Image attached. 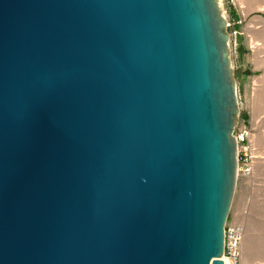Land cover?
Returning <instances> with one entry per match:
<instances>
[{
    "label": "water",
    "instance_id": "95a60500",
    "mask_svg": "<svg viewBox=\"0 0 264 264\" xmlns=\"http://www.w3.org/2000/svg\"><path fill=\"white\" fill-rule=\"evenodd\" d=\"M217 0H0V264H223L236 92Z\"/></svg>",
    "mask_w": 264,
    "mask_h": 264
},
{
    "label": "rangeland",
    "instance_id": "374dc122",
    "mask_svg": "<svg viewBox=\"0 0 264 264\" xmlns=\"http://www.w3.org/2000/svg\"><path fill=\"white\" fill-rule=\"evenodd\" d=\"M217 1L226 22L230 74L236 92L233 135L249 131L254 156L251 177L236 178L228 220L243 228L240 264H264V0H249L247 4L245 0ZM254 19L260 22L254 36L260 40V59L257 43L247 30ZM233 30L239 34L233 36ZM259 81L260 98L256 95ZM255 118L260 120L258 128L254 127Z\"/></svg>",
    "mask_w": 264,
    "mask_h": 264
},
{
    "label": "built area",
    "instance_id": "2783aa9c",
    "mask_svg": "<svg viewBox=\"0 0 264 264\" xmlns=\"http://www.w3.org/2000/svg\"><path fill=\"white\" fill-rule=\"evenodd\" d=\"M238 34L237 30L232 31L233 36ZM249 136L250 132L247 130L233 135L236 141V178L240 176L247 179L252 175L254 156L248 142ZM242 238V226L229 221L227 217L223 227V251L220 257L223 264H240Z\"/></svg>",
    "mask_w": 264,
    "mask_h": 264
},
{
    "label": "crops",
    "instance_id": "0c3cea01",
    "mask_svg": "<svg viewBox=\"0 0 264 264\" xmlns=\"http://www.w3.org/2000/svg\"><path fill=\"white\" fill-rule=\"evenodd\" d=\"M260 0H258V2H259ZM249 2V0H245V2L244 3H248ZM254 21L255 22H250L249 24H248V28L249 29H247V30H249V33L251 34V36H252V38L254 39V41L257 43V55H258V57H259V59H260V40H256L255 38H254V36L256 35L255 34V32H256V30H257V26H259V29H260V22H258L257 21V19H254ZM257 33V32H256ZM257 92H256V95L257 96H259V98H260V81L258 82V86H257ZM258 122H260V120L258 121V119L257 118H255V120H254V127L255 128H258ZM259 128H260V126H259ZM259 130V129H258ZM257 134H258V132H257ZM255 136H256V134H255Z\"/></svg>",
    "mask_w": 264,
    "mask_h": 264
},
{
    "label": "bare ground",
    "instance_id": "6f19581e",
    "mask_svg": "<svg viewBox=\"0 0 264 264\" xmlns=\"http://www.w3.org/2000/svg\"><path fill=\"white\" fill-rule=\"evenodd\" d=\"M220 9V6H218V10ZM220 11V17L223 19V15H222V12H221V9L219 10ZM225 49L227 50L228 49V45L227 43L225 44Z\"/></svg>",
    "mask_w": 264,
    "mask_h": 264
}]
</instances>
